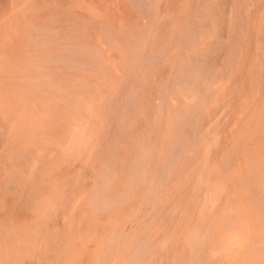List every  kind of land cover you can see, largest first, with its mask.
Returning <instances> with one entry per match:
<instances>
[{
	"label": "rangeland",
	"instance_id": "obj_1",
	"mask_svg": "<svg viewBox=\"0 0 264 264\" xmlns=\"http://www.w3.org/2000/svg\"><path fill=\"white\" fill-rule=\"evenodd\" d=\"M4 2L6 0H1V5ZM165 2L28 1L30 8L26 13L30 16L27 20L30 30L39 28L46 31L47 26L56 28L46 31L56 32L50 34L52 54L42 69L29 67L24 71H12L5 75L10 77L4 83L12 82L14 75L23 72V77L33 80L30 84L26 80L13 81L20 92L38 87L49 92L48 85L52 84L51 93L69 96L79 102L80 107L90 105L94 113L85 147L44 143L47 155L40 166L34 167L35 172H43L42 178L36 174L30 176L27 167H21L13 181L0 180V223L6 218L14 224L29 222L24 211L25 208L32 211L34 203L40 204L44 212L51 213L46 221L51 231L64 223V228L58 232L66 235L65 241L42 246L39 251L25 252L21 255L20 264L28 261L29 264H103L100 256L108 249L109 264H114L118 248L112 251V242L136 230L142 213L144 241L156 231V237L173 234V239L167 243L166 254L160 252L151 259L152 264H210L202 255L201 246L206 222L222 210L226 196L235 209L234 217H243L247 213L248 198L237 175H233L235 183L227 185L226 194L221 195L222 200L216 202L218 208H214V202L220 197L225 171L236 173L232 169L234 166L224 165L229 153L233 154L235 131L238 126L247 124L252 113L248 109L250 99L246 98L252 89L242 84L238 89L240 96L236 98L234 88H230L233 82L229 87L231 73H220L214 68L216 74L212 77L216 78L215 82L220 78L223 83L231 79L227 86L232 90L225 85L221 90L235 94L230 95L229 92L228 96L233 100L227 99L226 92L223 95L228 102L226 104L222 98L221 105L227 106H223L225 109L220 106L222 111L218 113L217 110L218 114L214 115L221 118L213 139L208 144H200L204 136L197 134L192 138L191 144L195 145L193 154H201L202 163L186 165L171 173H168V164L155 170L141 167V162L148 163L154 153L160 154L156 161L162 164L169 162L168 143H161L156 132L159 121L155 112L161 96L162 100L169 98L171 102L172 97L168 95L176 86L171 67L160 68L158 65L157 70L155 65L169 64L175 59L174 53L181 52L179 43L182 38L179 37L187 24L184 21L173 29L178 18L165 12L162 8ZM221 24L222 21L219 29L223 26ZM221 30L217 39L226 36L225 41L221 39L226 44L229 31ZM63 31L64 35L61 34ZM155 35L166 39L172 37L174 41L159 43L153 40ZM212 37L211 34L204 35V44L214 43L216 38ZM207 49L208 46H204V50ZM220 61L217 60L218 65ZM140 65H145L150 71L139 68ZM41 74L47 79L35 80ZM73 157L79 160L69 163ZM204 158L207 163H204ZM179 176L192 183L190 188L185 190L186 181L182 179L175 181ZM57 180H60V186L56 184ZM148 180L152 184L156 181V184L144 199L137 188ZM54 184L58 188H54ZM158 187L163 191L162 195L169 188L184 191L182 196L179 195L183 204L174 205L170 215L155 207L162 196H156ZM155 209L157 216H154ZM189 222L190 228H186L185 224ZM54 234L56 232L52 231ZM147 251L151 253L149 249Z\"/></svg>",
	"mask_w": 264,
	"mask_h": 264
},
{
	"label": "bare ground",
	"instance_id": "obj_2",
	"mask_svg": "<svg viewBox=\"0 0 264 264\" xmlns=\"http://www.w3.org/2000/svg\"><path fill=\"white\" fill-rule=\"evenodd\" d=\"M28 1L6 0L4 4L0 3V180L6 182L13 181L16 171L21 167H27L30 176L36 174L42 178L43 172H35L34 167L40 166L47 155L44 143H61L71 148L85 147L87 135L92 129L90 119L94 113L90 105L80 107L79 102L69 96L51 93L52 84L48 85L49 92L42 87L20 92L13 81L18 83L26 80L30 84L33 80L23 77V72L14 75L12 82L4 83L10 77L5 75L12 71H24L29 67L42 69L52 54L50 34L56 32L46 31L56 28L47 26L46 31L39 28L30 30L27 22L30 16L26 13L30 8ZM162 8L167 14L178 18L173 29L180 27L184 21L187 26L179 37L182 38L179 43L181 52L174 53L175 59L171 63L155 65L157 70L169 65L176 86L168 95L172 97L171 102L169 98L162 100L161 96L158 99L161 103L155 112L159 121L156 132L161 143H168L166 150L169 162L162 164L156 161L160 154L154 153L148 163L141 162V167L155 170L168 164V173H171L186 165L201 164V154H193L195 145L191 144L192 138L200 134L204 136L200 144H208L221 118L215 117V114L221 112L224 105L227 106L229 98L233 100L228 96L232 90L230 88H234L237 98L240 96V86H249L252 92L246 98L250 99L248 109L252 113L247 124L244 123L241 128L238 126L235 131L233 154L229 153L224 162V165L234 166L232 169L236 173L225 171L220 184V197L214 202V208H218L216 202L222 200L221 195L226 194L228 184L235 183L233 175H237L248 198V211L243 217H234L235 209L226 196L222 210L214 213L204 225V232L200 233L201 246L202 255L210 264H264V0H166ZM221 21V29L229 31L226 44L223 42L226 36L221 37L223 40L219 37L221 41L217 39ZM61 34L64 35V31ZM206 34L213 35L216 41L204 44ZM153 40L171 43L174 38L155 35ZM204 46H208V49L204 50ZM218 59L222 61L219 65ZM139 68L148 70L145 65ZM214 68L220 73H231L232 80L223 83L220 78L215 82L216 78L212 77L216 74ZM46 79L41 74L35 80ZM228 82L229 87L231 82L234 85L229 88ZM224 85L230 91L221 90ZM224 93L228 97L227 102ZM235 93L230 92V95ZM222 100L226 104L221 105ZM76 160L79 158L73 157L68 162L74 164ZM204 163H207L206 158ZM178 179L186 181L182 176L175 181ZM56 184L60 186V180ZM56 184L54 188H58ZM155 184L156 181L152 184L148 180L144 186L137 188L138 194L146 199ZM190 184V181H186L185 190L190 188ZM162 194L163 191L158 187L156 196ZM183 194L182 190L169 188L158 198L155 207L170 215L174 205L183 204L179 200V195ZM34 204L32 211L27 208L24 211L29 222L14 224L6 218L0 223V264H20L21 255L25 252L33 249L39 251L42 246L67 239L66 235L58 232L64 228V223L52 228L56 232L52 235L51 227L46 224L51 213L44 212L40 204ZM154 216H157L156 209ZM143 226L142 213L136 230L112 242L110 249L114 251L118 248L114 264H152L151 259L160 252L166 254L167 243L173 239V234L156 237V231L144 241ZM185 227L190 228V222ZM108 253L109 249L101 253L103 264H109ZM25 264H29V261Z\"/></svg>",
	"mask_w": 264,
	"mask_h": 264
}]
</instances>
